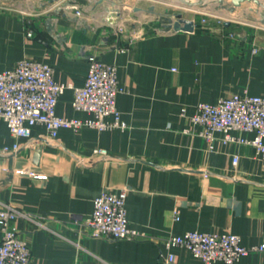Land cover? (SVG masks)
<instances>
[{"label": "crops", "instance_id": "0c3cea01", "mask_svg": "<svg viewBox=\"0 0 264 264\" xmlns=\"http://www.w3.org/2000/svg\"><path fill=\"white\" fill-rule=\"evenodd\" d=\"M193 2L133 0L132 10L146 23L121 24L119 31L106 22L115 0H0V72L33 58L53 66L57 81L80 86L94 53L117 66L125 88L117 95L125 129L61 128L50 138L35 124L29 137L17 138L0 120V206L45 220V227L16 220L31 264H163L170 251L174 264H201L189 249L164 245L187 230L233 232L247 246L264 243V158L250 144L216 140L211 149L190 120L201 101L264 96V10L254 2ZM178 12L195 19L194 31L167 27ZM202 15L222 22L202 23ZM72 102L68 88L57 114L84 118ZM16 141V152L3 151ZM98 147L109 156L97 155ZM120 189L127 190L129 225L140 237L91 236L80 218L103 190ZM230 264H264V252Z\"/></svg>", "mask_w": 264, "mask_h": 264}, {"label": "built area", "instance_id": "2783aa9c", "mask_svg": "<svg viewBox=\"0 0 264 264\" xmlns=\"http://www.w3.org/2000/svg\"><path fill=\"white\" fill-rule=\"evenodd\" d=\"M210 17L202 15L200 21L207 24ZM212 18L222 22L219 17ZM118 29L123 31L124 26L119 24ZM27 34L31 36L32 32L29 30ZM88 62L86 80L83 85L77 86L57 81L53 66L46 62L33 58L18 60L12 68L0 72V120L6 122L10 132L17 138L29 137L35 124L44 125L50 138H55L61 128L78 130L87 126L99 131L125 129L127 123L117 106V95L125 88L119 82L117 66L102 61L94 53L88 54ZM68 88L73 90L74 109L85 112L84 118L57 114L59 97ZM190 120L200 126L199 134L208 141L211 149L216 140L250 144L264 158L263 95L232 93L215 103L198 102ZM250 132L254 134L253 137L245 135ZM19 147L16 141L11 147H4L3 151L16 152ZM94 152L102 157L109 156L104 147L95 148ZM238 159V155H235L233 163L237 164ZM126 200V189L103 190L94 200L93 211L81 217L80 223L94 237L139 238L140 231L129 225ZM19 217H27L41 227L46 226L43 217L33 216L3 203L0 206V264L32 262L31 248L16 226ZM178 218L176 215L175 219ZM164 245L169 249L175 246L189 249L200 259L201 264L216 261L230 264L251 252H264V243L244 245L240 235L233 232L187 230L182 234H171L165 239ZM175 260V254L170 251L163 264H174Z\"/></svg>", "mask_w": 264, "mask_h": 264}, {"label": "rangeland", "instance_id": "374dc122", "mask_svg": "<svg viewBox=\"0 0 264 264\" xmlns=\"http://www.w3.org/2000/svg\"><path fill=\"white\" fill-rule=\"evenodd\" d=\"M132 1L133 0H115V6L111 8V14L109 15V18H106V22L115 26L119 24L131 26L132 24L146 23V20L143 17L140 19L137 18L136 12L132 10ZM161 7L164 6L161 5ZM177 10L179 11V9H172V11Z\"/></svg>", "mask_w": 264, "mask_h": 264}, {"label": "water", "instance_id": "95a60500", "mask_svg": "<svg viewBox=\"0 0 264 264\" xmlns=\"http://www.w3.org/2000/svg\"><path fill=\"white\" fill-rule=\"evenodd\" d=\"M218 2H223V0H217ZM231 4L235 7L241 6L243 3L246 2H254L258 7H262L264 10V2L262 0H230ZM202 3V0H195L193 2L194 5H199ZM187 5H191V3L186 2ZM138 10L141 8H137ZM262 16L264 17V12H262ZM264 22V20H263ZM167 27H171L174 30H183L187 32H192L194 31L195 28V19L194 18H187L183 17L181 13L176 14V18L171 20L168 24H166Z\"/></svg>", "mask_w": 264, "mask_h": 264}]
</instances>
